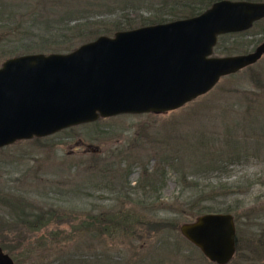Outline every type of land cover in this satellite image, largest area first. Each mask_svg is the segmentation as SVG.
<instances>
[{"label":"rangeland","instance_id":"obj_1","mask_svg":"<svg viewBox=\"0 0 264 264\" xmlns=\"http://www.w3.org/2000/svg\"><path fill=\"white\" fill-rule=\"evenodd\" d=\"M209 1L0 0V67L72 52L88 43L79 28H95L86 20L138 27L197 16ZM228 34L214 56L252 52L264 18ZM156 169L167 181L150 191ZM206 191L210 205L232 210L240 248L227 264H264V55L176 110L101 117L0 148V251L14 264H217L181 232L199 217L183 198Z\"/></svg>","mask_w":264,"mask_h":264},{"label":"water","instance_id":"obj_2","mask_svg":"<svg viewBox=\"0 0 264 264\" xmlns=\"http://www.w3.org/2000/svg\"><path fill=\"white\" fill-rule=\"evenodd\" d=\"M264 3L219 0L189 18L99 36L69 53H33L0 67V148L120 114L176 110L264 55L214 56L218 37L248 30ZM183 235L217 264L236 253L230 213H206L181 225ZM0 264H14L0 251Z\"/></svg>","mask_w":264,"mask_h":264},{"label":"trees","instance_id":"obj_3","mask_svg":"<svg viewBox=\"0 0 264 264\" xmlns=\"http://www.w3.org/2000/svg\"><path fill=\"white\" fill-rule=\"evenodd\" d=\"M214 1H216V0H210L209 3H207L206 8L210 7ZM200 12L201 11L196 12V9H194L189 16L197 15ZM181 18L180 17L175 18V16H174L173 19H169V20L165 19V18H157L155 20L143 19V20H141L140 25L138 27L153 25V24H159V23H165V22L174 21V20L181 19ZM133 21L134 20L129 19V18H125L124 21H120V20L116 21L115 20L112 22L111 21L90 22V21L86 20L84 23L92 24L95 28H93L91 31H89L86 34V33L81 32V30H82V27H81V28H79V30H80L79 33H76V35L78 37H81L84 40L83 43L84 42H90V41L95 40L96 38H98L101 35H109L111 33H116L117 31L130 30V29L138 28L136 26V24H134ZM227 35L229 36V35H233V34H226L225 36L222 35L219 37V39L222 37L223 38L228 37ZM68 51H71V50H68ZM7 56H9V55H7ZM36 139L39 140V138H36ZM225 154H226L225 151H218V152L214 153L213 155H210V158H212L214 160V162H212V163H214L213 165H215V166L217 165V167L219 166V168H220L222 164H221V161L219 158ZM175 160L176 159H173L174 165L176 164ZM199 164H201V163H199ZM146 175L147 176H145L146 179H145L143 185H145L150 191L158 188V186L163 187L167 181V179H165V177H167L166 173L163 171H159L158 169H156L152 173L151 172L147 173ZM187 179H188V177H187ZM192 181L197 184L196 180H192ZM177 182H178V184L182 183L183 177L182 176L178 177ZM190 183H192V182H190ZM138 187H140V185ZM182 191L184 192V190H181V192ZM210 196H211V193L207 192V191L202 192L200 195H193V196L190 195L187 198H183L184 199L183 200V206L185 208H190V209L192 208L193 209L192 212L197 217L202 215V214H205V213H222V212L231 213L232 212V210L230 209L229 206L220 207L221 206L220 204L214 205V206L210 205L208 202L209 201L208 198ZM180 197H183V196L181 195ZM156 228L158 229L159 227H156ZM239 248H240L239 247V241H237V249L239 250ZM72 264H79V262L74 261Z\"/></svg>","mask_w":264,"mask_h":264}]
</instances>
